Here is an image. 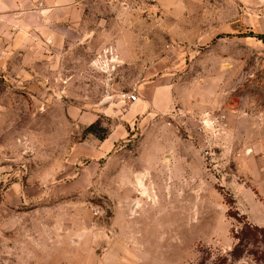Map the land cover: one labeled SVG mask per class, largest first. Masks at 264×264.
I'll return each instance as SVG.
<instances>
[{
	"label": "rangeland",
	"instance_id": "obj_1",
	"mask_svg": "<svg viewBox=\"0 0 264 264\" xmlns=\"http://www.w3.org/2000/svg\"><path fill=\"white\" fill-rule=\"evenodd\" d=\"M210 1L0 0L59 18L52 49L48 19L19 35L0 17V264H264L229 254L264 227V0ZM154 66L172 112L137 128L102 95L146 98Z\"/></svg>",
	"mask_w": 264,
	"mask_h": 264
},
{
	"label": "crops",
	"instance_id": "obj_2",
	"mask_svg": "<svg viewBox=\"0 0 264 264\" xmlns=\"http://www.w3.org/2000/svg\"><path fill=\"white\" fill-rule=\"evenodd\" d=\"M43 1V0H42ZM48 1V0H45ZM228 4H233V0H227ZM244 3H246L247 0H241ZM156 4L160 7L164 12H167V14H190L192 11H202L203 9H206L209 7V5L211 4L210 0H155ZM154 2V3H155ZM234 5V4H233ZM249 10L248 9H244V11ZM51 11V10H50ZM240 12V11H239ZM248 12V11H247ZM220 14H235V12H222ZM28 15H32L34 16V23L37 25H43L44 24V19H48V21L51 24V38L48 41L47 40V45L51 46L52 49L54 48L55 45V38H54V26H58V17H54L55 14H0V17L2 19H6V20H10L12 21L11 23H13L16 26H13V30L17 31L19 35H22V33H29L27 30L28 27L32 28V25H28L27 24V19H28ZM35 29H38V27H35ZM43 29V28H41ZM44 31V30H43ZM42 31V32H43ZM23 43H19L18 47L19 49H22L23 46H21ZM132 61H131V68L132 70H137L136 73L138 74V78L141 74L139 67L141 66V62L139 59L135 58V50H133L132 53ZM137 68V69H135ZM155 69V70H153ZM153 69L151 71H149L148 75L146 74V76H144V78L146 80L149 81L148 84L143 85L145 87V90L148 92L146 98L141 99V98H137L136 101H130V100H122L119 96V93L114 92L113 90L107 89L105 91V94L102 95V98L104 99H108L113 98L116 99V103L115 105L120 107L121 105H123L124 103H127V107H126V111L125 113H122L121 118L123 119V121L125 123H135V126H137V128L141 127V125H144L146 121H149L151 119H154L155 117H164L166 115H168L169 113L172 112V107H173V94H172V89L167 86V85H161L160 82L163 79L161 74H159L158 70L155 68V66L153 67ZM143 76V75H142ZM141 76V77H142ZM148 77H153L152 79H149ZM108 96V97H107ZM109 98V99H110ZM110 102H106V104H99L98 106H102L103 108H105V110H110L113 108V103L109 104ZM84 113L86 114L87 112L84 111L83 113H78L75 110V117L79 119V121L81 122H86L84 120L91 119V121L95 120L97 114L96 113H91V116L84 115ZM93 119V120H92ZM87 123V122H86ZM90 124V123H89ZM112 136H109L108 138H105L104 140H101L99 142H97L96 140H92L91 141V147H95V149L97 150L98 154L96 157H100L101 155H103L102 153V148L104 147H108L107 149H110L112 147L111 145V138ZM113 142V141H112ZM90 144V143H89ZM95 157V158H96ZM96 160V159H95ZM138 177H142L143 176L141 174H139L137 176Z\"/></svg>",
	"mask_w": 264,
	"mask_h": 264
},
{
	"label": "trees",
	"instance_id": "obj_3",
	"mask_svg": "<svg viewBox=\"0 0 264 264\" xmlns=\"http://www.w3.org/2000/svg\"><path fill=\"white\" fill-rule=\"evenodd\" d=\"M264 39V35H259ZM237 240L234 248L229 254L234 258H241L245 252L253 253L257 261L264 262V227L253 225L249 222H243L241 228L235 233ZM249 246H257L258 250L253 251ZM228 260L227 257L221 258L219 264H224Z\"/></svg>",
	"mask_w": 264,
	"mask_h": 264
},
{
	"label": "built area",
	"instance_id": "obj_4",
	"mask_svg": "<svg viewBox=\"0 0 264 264\" xmlns=\"http://www.w3.org/2000/svg\"><path fill=\"white\" fill-rule=\"evenodd\" d=\"M119 96L122 100H130V101H136L137 100V95L129 92L122 91L119 93ZM96 214H98V211H95Z\"/></svg>",
	"mask_w": 264,
	"mask_h": 264
},
{
	"label": "bare ground",
	"instance_id": "obj_5",
	"mask_svg": "<svg viewBox=\"0 0 264 264\" xmlns=\"http://www.w3.org/2000/svg\"><path fill=\"white\" fill-rule=\"evenodd\" d=\"M140 184H142V180H140ZM143 193H144V191H143ZM144 194H145V193H144ZM139 206H140V202H139V201H135V203H134L133 206L131 207L132 210H133V212H134V211L136 212V210L139 208Z\"/></svg>",
	"mask_w": 264,
	"mask_h": 264
},
{
	"label": "water",
	"instance_id": "obj_6",
	"mask_svg": "<svg viewBox=\"0 0 264 264\" xmlns=\"http://www.w3.org/2000/svg\"><path fill=\"white\" fill-rule=\"evenodd\" d=\"M114 62H117V61H114ZM117 63H118V62H117ZM109 98H110V97H109ZM109 98H108V99H109ZM101 104H103V105H104V104H106V102H101Z\"/></svg>",
	"mask_w": 264,
	"mask_h": 264
}]
</instances>
